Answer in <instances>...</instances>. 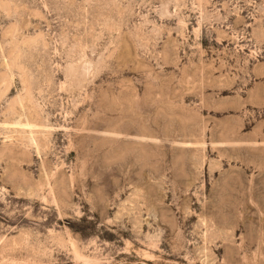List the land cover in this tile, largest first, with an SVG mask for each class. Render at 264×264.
Listing matches in <instances>:
<instances>
[{
  "label": "rangeland",
  "instance_id": "1",
  "mask_svg": "<svg viewBox=\"0 0 264 264\" xmlns=\"http://www.w3.org/2000/svg\"><path fill=\"white\" fill-rule=\"evenodd\" d=\"M0 264H264V0H0Z\"/></svg>",
  "mask_w": 264,
  "mask_h": 264
}]
</instances>
